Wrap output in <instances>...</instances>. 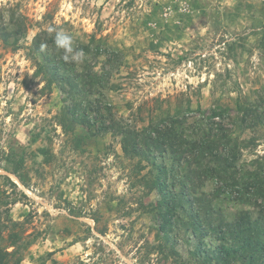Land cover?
Wrapping results in <instances>:
<instances>
[{"label":"rangeland","instance_id":"obj_1","mask_svg":"<svg viewBox=\"0 0 264 264\" xmlns=\"http://www.w3.org/2000/svg\"><path fill=\"white\" fill-rule=\"evenodd\" d=\"M12 14L27 30L18 50L0 42V229L20 235L21 264H200L182 231L176 255L161 251L157 193L142 185L119 138L80 123V142L63 133L61 94L42 90L26 48L52 26L72 43L99 39L108 53L90 62L108 82L99 98L136 128L188 107L230 108L237 121V97L264 101V0H0V31ZM254 130L234 127L254 142L242 160L264 163V126ZM21 159L23 185L12 172ZM202 191L211 197L215 187Z\"/></svg>","mask_w":264,"mask_h":264},{"label":"trees","instance_id":"obj_2","mask_svg":"<svg viewBox=\"0 0 264 264\" xmlns=\"http://www.w3.org/2000/svg\"><path fill=\"white\" fill-rule=\"evenodd\" d=\"M26 30L25 18L12 14L1 28L0 42L18 50ZM100 42L91 35L86 44L72 43L52 26L39 31L26 48L35 66L34 76L43 82L42 90L56 89L61 94L56 121L63 133L74 134L80 142L75 131L80 123L96 136L119 138L121 152L134 162L133 171L141 175L142 185H152L157 193L151 210L164 241L162 252L170 247L168 251L176 255L172 247L183 232L194 241L190 255L200 264H264V213L254 212L264 209V163L258 156L243 161L242 150L254 142L251 138L243 143L234 133L235 126L242 130L264 126V101L254 105L244 96L237 97V121H232L230 108L191 111L188 107L136 128L116 119L99 98L108 82L90 62L99 55L107 57ZM40 153L45 155V150ZM18 165L22 159L12 172L23 185ZM206 183L215 187L211 197L202 191ZM232 203L241 209L232 213L222 208ZM209 236L216 244L208 248L205 239ZM20 240L18 233L3 237L0 229V243L5 242L0 246V264H21Z\"/></svg>","mask_w":264,"mask_h":264}]
</instances>
